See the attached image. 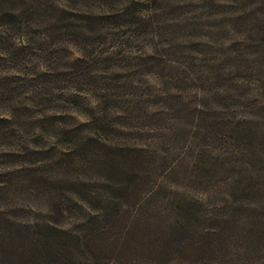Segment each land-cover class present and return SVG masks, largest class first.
<instances>
[{
	"label": "rangeland",
	"instance_id": "obj_1",
	"mask_svg": "<svg viewBox=\"0 0 264 264\" xmlns=\"http://www.w3.org/2000/svg\"><path fill=\"white\" fill-rule=\"evenodd\" d=\"M41 1L48 7L49 16L30 20L28 12L22 14L25 30L14 36L8 33L4 35L6 42H0V51L7 56L0 58V211L14 220L22 223L51 216L46 194H42L48 182L42 177L56 175L60 179L64 173V178L86 179L90 189L104 186L94 181L102 170L101 165L99 169L95 166L94 157L79 150L71 155L66 149L65 123L96 119L89 121L92 128L104 126V137L113 143V120H131L132 125L139 126L147 110L160 107L152 108L146 95L148 83L162 93L158 99L161 105L176 111V116L166 111L174 118L167 123L188 124L192 115L182 110L196 108H203L207 118L213 119V111L208 109L225 105L237 115L262 114L263 118L255 122L264 125V0H154L149 7L139 0L141 8L148 9L144 12L149 22L133 33H124L126 27L117 28L115 33L121 34L124 43L116 46L117 50L113 49V23L92 32L71 25L66 33L59 24L52 25L51 15L63 7L76 20L77 14L111 13L119 4L133 5V0ZM13 48L16 53L10 57ZM141 52L147 54L146 67H141L143 62L138 59ZM221 74L230 82L213 80ZM113 86L119 88L113 90ZM175 86L184 90H175ZM224 113L218 108L217 120L223 122ZM200 131L198 136L194 127L185 135L179 133V142L173 144L174 157L148 156L138 165L141 191L148 192L160 181L162 186L202 197L210 205L220 206L221 211L233 204L226 182L213 187L220 172L223 176L219 180L226 178L222 167L216 168L214 182L200 184L201 180L192 176L191 163L207 144L201 139L206 138L202 136L204 130ZM137 132L127 128L115 137L130 135L131 143L156 147L153 137L149 136L152 142H146ZM212 147L218 148V142ZM72 159L74 168L65 169ZM173 165L181 166L175 174L171 172ZM52 216L59 227H75L73 219L70 225L63 222L70 218L66 215ZM261 237L237 241L225 256L181 253L161 259L167 261L165 264H264ZM246 242L252 243L251 249L240 248ZM97 245L94 249L103 246ZM96 253L94 264H114L112 251ZM125 255L129 257V252ZM135 257L140 264L154 261L147 253Z\"/></svg>",
	"mask_w": 264,
	"mask_h": 264
},
{
	"label": "trees",
	"instance_id": "obj_2",
	"mask_svg": "<svg viewBox=\"0 0 264 264\" xmlns=\"http://www.w3.org/2000/svg\"><path fill=\"white\" fill-rule=\"evenodd\" d=\"M132 3L129 6L119 4L111 13L77 14L76 20L72 13L68 14L61 7L53 12L51 22L52 25L59 24V29L66 33L74 25L80 28L84 26L88 32H92L94 28H109L111 23L114 33L122 27H126L124 33H133L142 23L149 21H145L144 12L148 9L141 8L143 5L139 0ZM142 3L149 7L154 0H143ZM47 8L41 0H0V42H6L4 35L8 33L14 36L13 33L25 30L22 14L28 12L30 20L38 16L46 19L49 16ZM90 24L94 27H90ZM114 33L113 49L117 50L116 46H123L124 43L120 41L121 34ZM15 48L10 52V57ZM0 53L3 54V51ZM15 57L19 59L20 56ZM145 57V52L138 55L143 62V66L140 63L141 67H146ZM149 57L154 61L153 55ZM0 58L7 56L3 54ZM213 80L230 82L222 74L216 79L213 77ZM146 86L152 108L155 105L160 107L152 112L147 110V116L141 118L139 126L132 125L131 120L129 123L113 120V143L104 137V132H107L104 126L92 128L89 121H98L96 119L86 123H65L68 128L63 130L67 136L66 149L71 155L79 150L94 157L95 166L98 169L102 166L94 181L104 183V186L96 185V189H90L86 179L64 178V173L60 179L56 175L42 177L48 182L42 194H46L52 214L48 219L21 223L5 211H0V264H94L92 258L99 250L112 251L114 264H140L135 256L146 253L153 257L151 264H165L167 261L162 260L161 256L181 253L225 256L237 241L264 236V125L255 122L256 119L261 120L263 115L255 112L237 115L236 112L231 113L232 107L217 105L208 109L213 111V119L207 118L203 108H196L192 111L182 110L192 115L188 117V124L167 123V120L173 122L174 118L168 117L166 111H173L172 116H176V111L161 105L158 99H161L162 93H158L154 86L149 83ZM118 88L113 86V90ZM211 88H207V91ZM174 89L184 90L178 86ZM202 91L205 92L204 89ZM76 96L79 97V94L76 93ZM114 99L116 94L113 93V102ZM218 108L225 112L223 122L215 116ZM125 114L128 112L125 111ZM192 127L196 136L203 129L202 136L206 138L201 139L207 142L191 163L192 176L204 184L215 181L217 167H222L227 173L226 178L219 180L223 176L220 172L213 185L216 187L218 182L221 186L226 182L230 190L228 196L233 204L222 211L220 206L210 205L202 197L162 186L160 181H156L148 192L141 191L138 186L139 179H142L138 165L144 163L148 156H162V159L174 157L173 144L179 142V133L185 135ZM127 128L137 130L138 134L145 136L146 142H152L149 139L153 137L156 147L131 143L130 135L122 139L115 137ZM217 142L219 147H212ZM179 160L181 163L183 157ZM74 163L72 159L65 169L74 168ZM179 167L171 166V172L175 174ZM52 215L70 217L63 222L70 225V219H73L75 227H59L55 223L56 217ZM97 242L103 245L100 249H94L98 246ZM240 248L251 249L252 243L246 242ZM128 252L129 257H126Z\"/></svg>",
	"mask_w": 264,
	"mask_h": 264
}]
</instances>
